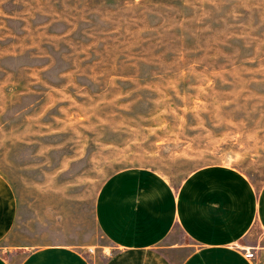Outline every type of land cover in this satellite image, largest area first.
Masks as SVG:
<instances>
[{
    "label": "rangeland",
    "instance_id": "obj_1",
    "mask_svg": "<svg viewBox=\"0 0 264 264\" xmlns=\"http://www.w3.org/2000/svg\"><path fill=\"white\" fill-rule=\"evenodd\" d=\"M209 165L264 183V0H0V171L26 215L88 222L120 171Z\"/></svg>",
    "mask_w": 264,
    "mask_h": 264
},
{
    "label": "crops",
    "instance_id": "obj_2",
    "mask_svg": "<svg viewBox=\"0 0 264 264\" xmlns=\"http://www.w3.org/2000/svg\"><path fill=\"white\" fill-rule=\"evenodd\" d=\"M0 264H264V183L225 165L178 185L127 169L100 187L86 222L26 215L0 171Z\"/></svg>",
    "mask_w": 264,
    "mask_h": 264
},
{
    "label": "built area",
    "instance_id": "obj_3",
    "mask_svg": "<svg viewBox=\"0 0 264 264\" xmlns=\"http://www.w3.org/2000/svg\"><path fill=\"white\" fill-rule=\"evenodd\" d=\"M93 248H90V251H92L93 252ZM246 255L248 256V257H253L254 256V253L252 252V251H247L246 252Z\"/></svg>",
    "mask_w": 264,
    "mask_h": 264
}]
</instances>
